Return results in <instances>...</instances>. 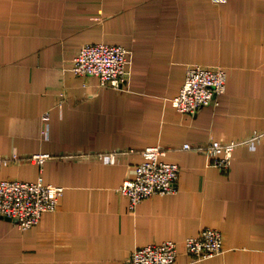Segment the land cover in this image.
<instances>
[{
  "label": "crops",
  "instance_id": "0c3cea01",
  "mask_svg": "<svg viewBox=\"0 0 264 264\" xmlns=\"http://www.w3.org/2000/svg\"><path fill=\"white\" fill-rule=\"evenodd\" d=\"M99 41L132 51L124 90L73 72L82 45ZM192 63L225 68L226 91L183 113L172 98ZM263 129L264 0H0V155H58L0 165V179L65 187L30 228L0 216V264H124L166 240L177 264H264V136L227 170L182 148ZM157 144L181 166L178 190L132 209L118 188L143 156L98 153ZM206 227L224 251L192 261L184 241Z\"/></svg>",
  "mask_w": 264,
  "mask_h": 264
},
{
  "label": "built area",
  "instance_id": "2783aa9c",
  "mask_svg": "<svg viewBox=\"0 0 264 264\" xmlns=\"http://www.w3.org/2000/svg\"><path fill=\"white\" fill-rule=\"evenodd\" d=\"M131 55L132 51L120 43L86 42L75 57L72 70L80 76L97 77L101 86L124 90L131 81ZM226 85L227 71L222 66L192 63L187 67L180 92L172 101L179 112L196 113L205 106L218 104V97L226 91ZM263 136L264 129L243 139H213L204 144L185 142L182 148L202 152L211 158L213 165L227 170L239 145L254 146ZM133 152H139L143 160L137 166L136 175L127 178L118 188L120 193L128 196L132 209L145 198L177 192L181 166L163 159L168 149L162 145H150L141 150L99 152L98 155L115 162L117 156ZM54 156L58 155L51 152L26 156L19 153L0 155V165L23 159L43 164ZM64 191V186L45 183L42 179H0V215L17 218L16 222L21 228H30L41 221L45 212L58 208ZM184 249L192 261L220 254L224 251L223 234L217 228L206 227L200 235L187 238ZM178 254L176 241L154 242L137 247L124 264H177Z\"/></svg>",
  "mask_w": 264,
  "mask_h": 264
},
{
  "label": "water",
  "instance_id": "95a60500",
  "mask_svg": "<svg viewBox=\"0 0 264 264\" xmlns=\"http://www.w3.org/2000/svg\"><path fill=\"white\" fill-rule=\"evenodd\" d=\"M1 217H6L10 220H13V221H17L18 219L17 218H13V217H9V216H4V215H0Z\"/></svg>",
  "mask_w": 264,
  "mask_h": 264
}]
</instances>
